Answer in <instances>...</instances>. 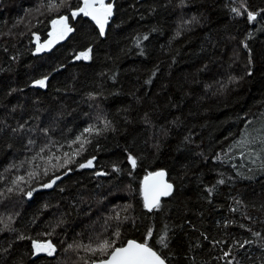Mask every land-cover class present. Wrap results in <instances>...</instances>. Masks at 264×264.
Here are the masks:
<instances>
[{
	"label": "trees",
	"instance_id": "trees-1",
	"mask_svg": "<svg viewBox=\"0 0 264 264\" xmlns=\"http://www.w3.org/2000/svg\"><path fill=\"white\" fill-rule=\"evenodd\" d=\"M108 3L103 36L83 0H0V264H93L105 239L264 264V0Z\"/></svg>",
	"mask_w": 264,
	"mask_h": 264
},
{
	"label": "snow or ice",
	"instance_id": "snow-or-ice-1",
	"mask_svg": "<svg viewBox=\"0 0 264 264\" xmlns=\"http://www.w3.org/2000/svg\"><path fill=\"white\" fill-rule=\"evenodd\" d=\"M88 9H92L93 11H88ZM101 10H103V16H104L103 20H101L100 18H98L97 15L94 14V12H98ZM80 11L83 12L84 15H92V18L96 20L98 24H100L101 32H103L104 23H106L107 16L111 15V4L105 5L103 3V0H101L99 7H97L95 3L90 2V0H84V7L81 8ZM73 15L75 16L77 15V13L73 12ZM249 17L251 19H254V16H252L251 13H249ZM66 20H67V17H64L61 22L66 21ZM56 23L58 22L53 21L54 25ZM82 55L84 59L89 58L87 53H83ZM37 83H39L41 86L44 85L43 80L38 81ZM86 131H90V129H86ZM133 164H135L134 160H133ZM85 166H91V161L88 162V165H81V167H85ZM157 175H163V173H157ZM54 183H55V180H53L49 184L44 185V187H51L52 184ZM221 183H223V181H221ZM170 190H171V185H167L166 190L160 194L168 195L170 194ZM28 195H31V193H28ZM146 200H147V197H146ZM146 206H148L149 209L151 210L152 207L158 206V200H153L151 202H148ZM159 243H161L164 246H167L165 244L164 237L160 238ZM69 247H71V245ZM85 247H86V250H90L93 255H96L97 253H99L101 255L107 254L110 256V259L108 260H101L100 264H165L164 259H162L146 243L140 244V243H136L135 241H129L127 243V247L116 248L112 241L105 239L101 243H99L96 248H91L90 246H85ZM37 248L38 250H41V251H49V254H51V251H50L51 245H47V246L38 245Z\"/></svg>",
	"mask_w": 264,
	"mask_h": 264
},
{
	"label": "water",
	"instance_id": "water-1",
	"mask_svg": "<svg viewBox=\"0 0 264 264\" xmlns=\"http://www.w3.org/2000/svg\"><path fill=\"white\" fill-rule=\"evenodd\" d=\"M109 1H111V0H103V3L105 5H107V4H109L108 3ZM90 2L95 3V5L97 7H99V4H100L101 0H90ZM83 7H84V0H83ZM88 11H93V10L92 9H88ZM76 13L78 15H84V13L81 12L80 10L77 11ZM94 14L97 15L98 18H100L101 20L104 19L103 10L98 11V12H94ZM84 16L87 17L88 19H90L91 21H93L95 24H97L100 27V24H98L97 21L92 18V15H84ZM112 16H113V12L111 10V15L107 16L106 23H104L103 32H101L103 36L106 34V31H107V29H108V27L110 25V21H111ZM253 16H254V18H256L255 14ZM62 19L60 21H62ZM68 23H69V20L67 18L66 21L61 22V27H63L64 25H68ZM100 29H101V27H100ZM157 173H163V175H157ZM167 185H171L170 194H168V195L160 194V193H162L163 191L166 190V186ZM174 189H175V186H174L173 182L170 181L168 172L166 170H164V169L150 172L149 174L144 176L142 181H141V191H142V196H143V200H144V204H145L146 210L148 212H152L157 206L152 207L151 210H150L149 207L146 206L147 203L151 202L153 200H158V205H159L162 200L169 198L173 194ZM146 197H147V200H146ZM129 241H135L136 243L144 244L143 242H139L137 240L130 239L121 247H127V243ZM47 245L48 244H40L39 246H47ZM149 247H151V246H149ZM153 251H155L162 259H164L156 250L153 249ZM41 252L48 253L49 251H41ZM108 259H110V256H108L106 259H103V260H108ZM100 261L101 260L96 261L93 264H100ZM164 261H165V264H168L165 259H164Z\"/></svg>",
	"mask_w": 264,
	"mask_h": 264
},
{
	"label": "rangeland",
	"instance_id": "rangeland-1",
	"mask_svg": "<svg viewBox=\"0 0 264 264\" xmlns=\"http://www.w3.org/2000/svg\"><path fill=\"white\" fill-rule=\"evenodd\" d=\"M55 21H57L58 23H56L55 25H53V35H52V39L50 42L47 43H39V38L36 37V42L38 43V50L42 51V50H46L49 46L53 45V43H55L56 41L64 38V36H67L70 32V28H67L66 25H64L63 27H61V21L60 19H56ZM60 29H62V31L60 32ZM59 31V32H58Z\"/></svg>",
	"mask_w": 264,
	"mask_h": 264
},
{
	"label": "flooded vegetation",
	"instance_id": "flooded-vegetation-1",
	"mask_svg": "<svg viewBox=\"0 0 264 264\" xmlns=\"http://www.w3.org/2000/svg\"><path fill=\"white\" fill-rule=\"evenodd\" d=\"M67 28H70L68 25H66ZM62 31V29H60V32ZM59 32V31H58Z\"/></svg>",
	"mask_w": 264,
	"mask_h": 264
}]
</instances>
